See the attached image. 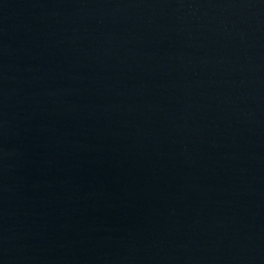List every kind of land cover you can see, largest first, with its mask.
I'll use <instances>...</instances> for the list:
<instances>
[{
    "label": "water",
    "instance_id": "95a60500",
    "mask_svg": "<svg viewBox=\"0 0 264 264\" xmlns=\"http://www.w3.org/2000/svg\"><path fill=\"white\" fill-rule=\"evenodd\" d=\"M0 264H264V0H0Z\"/></svg>",
    "mask_w": 264,
    "mask_h": 264
}]
</instances>
